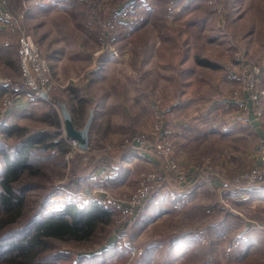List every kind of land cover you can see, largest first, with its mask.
Masks as SVG:
<instances>
[{
	"label": "rangeland",
	"instance_id": "374dc122",
	"mask_svg": "<svg viewBox=\"0 0 264 264\" xmlns=\"http://www.w3.org/2000/svg\"><path fill=\"white\" fill-rule=\"evenodd\" d=\"M0 7L12 15L11 22L0 18V78L23 85L20 24L48 56L55 82L49 99L14 108L0 119V141L8 145L23 130L47 132V141L57 145L32 155L38 170L20 181L32 186L21 220L43 207L97 200L110 211V219L100 220L84 240L54 239L59 250L74 258L113 244L127 251L110 264H264V202L246 197L249 186L240 183L238 189L235 181L261 162L264 135L252 132L248 138L251 125L240 124L239 118L255 114L264 133V98L246 113L234 93L240 89L243 95L244 78L259 70L255 88H264V0H0ZM189 46L198 53L189 57L191 70L184 64ZM224 48L235 60H220ZM196 54L218 66L197 65ZM113 56L125 60L128 70L123 72L119 64L108 84L93 85L105 59ZM151 58L152 75L145 80L149 71L144 62ZM190 74L200 84L183 94ZM1 84L0 112L8 91ZM157 89L161 93L155 94ZM107 91L116 103L110 110L114 122L109 124L108 116L96 110L89 148L68 158L70 144L57 101L67 105L75 126L82 128L90 110L105 102ZM156 116L163 128L172 129L173 158L184 166L186 182L163 170L161 158L131 152L126 142L136 133H150ZM174 120L182 121L178 136L193 139L187 146L182 141L181 148L194 150L195 156H177ZM113 124H119L118 135L109 137ZM12 125L17 129L8 137L5 132ZM103 169L108 171L100 179ZM111 170L117 175L110 178ZM212 170V181L205 182L202 174ZM94 172L99 173L96 181ZM142 173L156 174L154 190L135 217L125 218V210L110 199L128 200Z\"/></svg>",
	"mask_w": 264,
	"mask_h": 264
},
{
	"label": "trees",
	"instance_id": "16d2710c",
	"mask_svg": "<svg viewBox=\"0 0 264 264\" xmlns=\"http://www.w3.org/2000/svg\"><path fill=\"white\" fill-rule=\"evenodd\" d=\"M185 6L188 8V4ZM194 60L200 66H218L197 54ZM16 129L9 126L5 133L10 137ZM24 131L19 132L14 144L0 141L3 161L0 165V264H110L114 256L125 255L127 251L117 244L93 253H79L75 258L71 252L57 248L54 239L84 240L95 232L100 220L110 219V211L97 200L83 205L71 202L50 210L43 207L36 216L21 220L27 192L32 186L30 182L20 184V181L24 174L38 170L34 168L32 155L36 149L57 147L56 142L47 141L51 136L47 132ZM245 189L251 198L264 197V183Z\"/></svg>",
	"mask_w": 264,
	"mask_h": 264
},
{
	"label": "built area",
	"instance_id": "2783aa9c",
	"mask_svg": "<svg viewBox=\"0 0 264 264\" xmlns=\"http://www.w3.org/2000/svg\"><path fill=\"white\" fill-rule=\"evenodd\" d=\"M0 18H5L6 21H12L10 12L8 10H3L1 7ZM19 28L18 56L21 63L23 85L13 82L12 79L0 78L2 87L8 90H5L4 93V106L0 112V119L8 116L18 102H22L23 106H30L38 103L40 99H49L55 87L53 70L48 56L26 29L20 26V24L18 25V29ZM259 71L257 72V76ZM245 74L248 73L246 72ZM257 76L256 74H252L244 78L248 79V81H243V95H241L240 89L234 91L236 95L235 98L241 102L243 106L242 110L246 113L250 111L252 104L258 102L259 98H264V88H255L256 82L258 81ZM160 118L161 116H158L155 119V124L150 133L147 131L136 133L126 142L130 145L131 152L141 155L149 153L158 156L162 160L163 170L178 176L179 182H186L188 174L184 166L176 162L173 158L172 129L169 127L163 128L158 121ZM65 137L70 144V149L67 153L68 158H75L78 152L84 153L87 151V149L84 150L80 147L78 140L68 138L67 134ZM119 149H122V146ZM259 153L261 162L255 165L254 168L239 174L235 178L237 188H240L242 186L240 183L244 182L248 186L264 183V140L261 141ZM88 158L89 156H84V159ZM214 174V170H212L203 173L202 177L205 178V182H211ZM155 178L156 174L154 173H142L133 195L125 201L112 196V199H110L112 205L119 210H125V218L129 217V219H131L136 212H138L143 201L154 189ZM99 189L103 192L106 190L103 188ZM80 193L82 195L86 194L84 191H80Z\"/></svg>",
	"mask_w": 264,
	"mask_h": 264
},
{
	"label": "crops",
	"instance_id": "0c3cea01",
	"mask_svg": "<svg viewBox=\"0 0 264 264\" xmlns=\"http://www.w3.org/2000/svg\"><path fill=\"white\" fill-rule=\"evenodd\" d=\"M190 47V53H189V56L187 57L188 59H187V61H185L184 62V64H185V68H188L189 70H191V69H195L193 66H186L187 65V63H188V61H189V57L191 56V54L193 53V55L195 54V53H197V52H195V51H193V49H192V47L193 46H189ZM225 49V48H224ZM198 54V53H197ZM221 55L222 54H219V57L221 58H218V59H220V60H223V61H225V62H228V61H233V59H234V56L231 58V56H230V54L228 53V51L225 49V54L223 55V57H221ZM212 57H214V56H212ZM235 60V59H234ZM190 63L191 64H193V65H195V63L193 62V59H191L190 60ZM119 64H123V67H122V69H123V72H125V70H128V68L126 67L125 68V60L124 61H122L121 62V60H120V58L119 57H109V58H107V59H105V61L103 62V65L101 66L102 68L100 69V74H97V78L93 81V85H99V84H108L107 83V81H108V79H109V75L111 74L112 75V73H113V71H115V69L117 68V67H119L120 68V66H119ZM144 69H145V72L146 71H149V72H147L146 73V76H145V80H149L150 78H151V75H152V72H151V67H152V65H153V59L151 58V59H149V60H145V62H144ZM184 67V66H183ZM201 68H203V67H201ZM154 75V74H153ZM196 77L194 76V74H190L189 75V78H188V80H186L185 81V84L187 85V88L185 89V90H182V93L183 94H185V93H189V92H191L190 91V89H193L195 86H198L199 84H197V81H196ZM194 81H195V83H194ZM190 82H191V84H190ZM126 84L127 85H129V82L126 80ZM145 85L147 86L148 84L146 83V81H145ZM222 89V88H221ZM123 93H125V92H123ZM155 94H159V93H161V91L159 90V89H157L155 92H154ZM107 98H106V100H105V102H103L102 104H99V105H97L96 106V108L95 109H91V110H93V112H94V118H93V121H94V119L95 118H98V115L96 116V110H99L100 112H102V117H106L107 118V116H108V118L107 119H110L109 120V124H111V123H113L114 122V119L113 118H115L113 115H114V113H111V111L110 110H114V104H116L115 103V101H114V98L112 97V95L113 94H110V92L109 91H107ZM125 94H128V93H125ZM121 106H122V109H125L124 108V104L123 103H121L120 104ZM19 106H23V103L22 102H18V104L14 107V108H17V107H19ZM107 109V110H106ZM90 110V111H91ZM13 111V110H12ZM12 111L10 112V114L12 113ZM110 112V113H109ZM238 113V114H237ZM9 114V115H10ZM235 114H237L238 116L239 115H241V112L239 111V112H235ZM240 120V124H244L245 126H247V125H251V127L254 129H251V127H250V134L248 133L246 136L248 137V138H251V137H253V133L252 132H254V133H257V134H262V135H264V133H261V126H262V124L259 122V118H257V117H255V114H251V115H249L248 116V118H247V120H244V119H242V118H239ZM178 121H180V122H182L181 120H174V122L172 123V125H173V127H174V130H175V133L177 132V136H176V154H177V156L178 157H182V158H189L190 157V155H192V156H195V153H194V150L193 151H188L189 150V148H188V150H183L182 148H181V142L183 141H185L186 142V146H187V143L189 142V140L190 139H186V140H183L182 138H180L179 136H178V131H180V129H181V126L179 125L180 124V122H178ZM119 123V122H118ZM264 123V122H263ZM150 124V123H149ZM116 125H119V124H113V126H114V129H112V131H111V127H110V130H108V136L109 137H111L112 135H115L116 134V136L118 135L117 133H115L116 132ZM239 125V124H238ZM112 126V127H113ZM92 127V126H91ZM223 129V128H222ZM221 129V130H222ZM91 131V130H90ZM119 138V137H118ZM190 142L191 143H193V139L192 140H190ZM186 153V154H185ZM259 153V152H258ZM140 155V154H139ZM237 157V156H236ZM146 158V160H149V161H155V157H152L151 156V158L149 157V156H147V157H145ZM148 158V159H147ZM155 158V159H154ZM181 158V159H182ZM226 162H228V161H225V163ZM228 163H231V165L233 164L232 162H228ZM96 171H98V170H96ZM107 169L106 170H104L103 169V171H98L99 173H100V179H102V178H104L105 177V174L107 173ZM98 172H94L93 173V179L96 181V179L97 178H99V176H96V175H98L99 173ZM98 173V174H97ZM117 172L116 171H110L109 173H108V175H109V177L111 178V177H113V176H116L117 174H116ZM239 189V188H238ZM239 192H241V191H239ZM242 195H244V194H241L240 196L242 197ZM239 197V196H238ZM246 197H249V195H246ZM245 197V198H246ZM255 199H258L259 201H261V202H264V197H259V198H255Z\"/></svg>",
	"mask_w": 264,
	"mask_h": 264
},
{
	"label": "water",
	"instance_id": "95a60500",
	"mask_svg": "<svg viewBox=\"0 0 264 264\" xmlns=\"http://www.w3.org/2000/svg\"><path fill=\"white\" fill-rule=\"evenodd\" d=\"M61 105V111L65 121V129L68 138L79 141L80 147L84 150L90 145V130L93 123L94 112L90 111V116L84 127L79 128L75 126L72 114L64 102L57 101Z\"/></svg>",
	"mask_w": 264,
	"mask_h": 264
}]
</instances>
